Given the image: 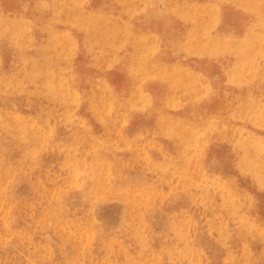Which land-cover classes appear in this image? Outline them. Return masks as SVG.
I'll use <instances>...</instances> for the list:
<instances>
[{
	"label": "rangeland",
	"instance_id": "obj_1",
	"mask_svg": "<svg viewBox=\"0 0 264 264\" xmlns=\"http://www.w3.org/2000/svg\"><path fill=\"white\" fill-rule=\"evenodd\" d=\"M165 1L122 16L150 65L187 71L177 105L153 82L125 109L114 0H0V264H264V0ZM226 37L259 73L182 53Z\"/></svg>",
	"mask_w": 264,
	"mask_h": 264
},
{
	"label": "bare ground",
	"instance_id": "obj_2",
	"mask_svg": "<svg viewBox=\"0 0 264 264\" xmlns=\"http://www.w3.org/2000/svg\"><path fill=\"white\" fill-rule=\"evenodd\" d=\"M228 1V0H224ZM261 1V0H259ZM249 2H255V0H249ZM115 3V9L116 7H119V14L116 17V20L114 21V24H107L106 22H103V20H97L98 23L106 29V34H112L114 36L113 42H110V49L109 52L106 54L107 58L110 54H114L115 51L123 47L128 40H133L134 46L137 47V53L134 56H131L126 62H123V69L126 72V80L129 85V91L125 96L124 103H121L122 106H124L125 109H141L146 106H153V103L146 102L147 98V87H150L151 83L153 82H159L164 90V96L166 95L165 102L162 100L160 101L161 107H169V106H176L174 105V97L179 92V88L182 87L181 79L184 75H187V71L182 68L180 65H173L169 66L167 64H155L150 65V56L152 54L153 47L151 44H148L141 35L138 33H130L128 31V26L126 25L127 22L123 20L122 14H129V13H135L137 12L140 7L149 6L148 3H153V0H114ZM176 3L174 0H166L165 5L166 7H172V4ZM256 5V4H255ZM190 6V5H184L183 7L174 6L173 10L175 13L180 15H186L190 14L189 11H198L201 10L199 7ZM262 6V5H261ZM184 8V9H183ZM149 10H146L144 13L148 12ZM204 11H207V14L205 15L206 18L210 19V22H213L216 18L215 14H212V12H217V7L215 5H212ZM102 14V13H99ZM103 15V14H102ZM100 26V27H101ZM99 27V29H100ZM1 30V28H0ZM99 34L106 39L108 36L103 34L101 31H99ZM216 45L211 46L210 44H207L205 42H198L196 45L189 44L184 48V51L182 53L186 55H190L193 53H208L211 54L210 56H215L218 54H228V49L235 48L238 50H241L243 52V65L241 68H245L246 66L250 67L252 70H254V73H259L261 71V67H259L257 64L253 65L252 63L247 64L244 60L250 61L252 58V55L254 53L259 52L258 50H255L258 46V44H248L243 45L242 43H235L232 42L228 43V38L226 37L223 41L214 43ZM74 53V52H73ZM64 54L67 57L71 56L70 51L64 52ZM66 57V58H67ZM112 65L117 62V59L107 60L104 62L103 66H107L109 64ZM166 63V62H165ZM173 67L171 71H168L167 68ZM189 73V72H188ZM233 82H238L240 79L235 76L232 77ZM150 84V85H149ZM149 85V86H148ZM184 89H187L189 91V94L193 93V87L191 85H186ZM169 123H164L163 126H168Z\"/></svg>",
	"mask_w": 264,
	"mask_h": 264
}]
</instances>
